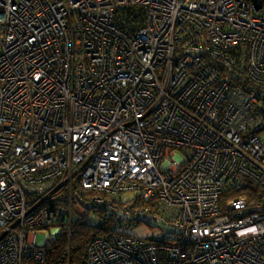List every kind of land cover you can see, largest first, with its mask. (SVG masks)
<instances>
[{"label":"built area","instance_id":"obj_1","mask_svg":"<svg viewBox=\"0 0 264 264\" xmlns=\"http://www.w3.org/2000/svg\"><path fill=\"white\" fill-rule=\"evenodd\" d=\"M0 38V264L98 206L86 264H264L263 1L0 0Z\"/></svg>","mask_w":264,"mask_h":264},{"label":"trees","instance_id":"obj_2","mask_svg":"<svg viewBox=\"0 0 264 264\" xmlns=\"http://www.w3.org/2000/svg\"><path fill=\"white\" fill-rule=\"evenodd\" d=\"M261 1L264 2V0ZM133 16L135 15L132 12L127 10L125 11V20L130 21ZM132 20H134V18ZM250 189L251 187L240 190L238 191V195L245 194L250 197ZM91 193H97V191H93ZM97 209V212L102 213L105 210V208L101 206H98ZM97 212L73 221L71 226H69V224L63 226L61 225L62 227L60 228L55 240L48 244L45 249V260L43 262L31 260L28 264H86L87 247L91 238L99 234L104 229L101 226V222H103V220H99V218L105 217L101 213ZM87 217L89 220L86 219ZM47 229H50V227ZM1 233L2 230L0 228V234Z\"/></svg>","mask_w":264,"mask_h":264},{"label":"rangeland","instance_id":"obj_3","mask_svg":"<svg viewBox=\"0 0 264 264\" xmlns=\"http://www.w3.org/2000/svg\"><path fill=\"white\" fill-rule=\"evenodd\" d=\"M1 42V38H0ZM51 234V229L40 230L38 235V243L43 244L46 237Z\"/></svg>","mask_w":264,"mask_h":264}]
</instances>
